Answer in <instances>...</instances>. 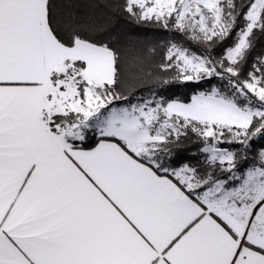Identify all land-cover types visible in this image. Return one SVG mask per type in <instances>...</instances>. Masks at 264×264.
I'll list each match as a JSON object with an SVG mask.
<instances>
[{
	"label": "snow or ice",
	"instance_id": "snow-or-ice-1",
	"mask_svg": "<svg viewBox=\"0 0 264 264\" xmlns=\"http://www.w3.org/2000/svg\"><path fill=\"white\" fill-rule=\"evenodd\" d=\"M258 35L264 0H0V264H264Z\"/></svg>",
	"mask_w": 264,
	"mask_h": 264
},
{
	"label": "trees",
	"instance_id": "trees-1",
	"mask_svg": "<svg viewBox=\"0 0 264 264\" xmlns=\"http://www.w3.org/2000/svg\"><path fill=\"white\" fill-rule=\"evenodd\" d=\"M115 15V20L113 21V28H112V36L116 42V46L119 47L120 45L124 44L126 41L127 36L129 33L134 31H146L149 33V38H156L157 30L155 29H147L146 27L143 29H138L131 21L123 18L120 16L118 12L113 10ZM179 39V36H177ZM259 54H264V36L257 37L256 46L251 53V57H256ZM152 86V82L149 80H145L144 84H141L138 88V91L147 94V87ZM191 93V89L188 86L182 85H171L169 91L165 93L166 96L169 98L179 97L181 99H187ZM198 147L196 143H192L189 141H185L184 146L181 149L182 154H190L193 153L194 150ZM256 147L259 148L260 144L257 143Z\"/></svg>",
	"mask_w": 264,
	"mask_h": 264
}]
</instances>
